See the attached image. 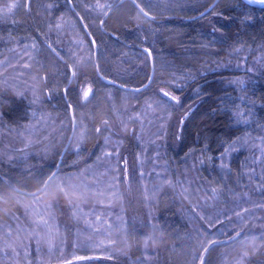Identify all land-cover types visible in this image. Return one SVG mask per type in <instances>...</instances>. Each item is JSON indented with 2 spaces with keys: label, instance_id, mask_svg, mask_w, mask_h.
<instances>
[{
  "label": "trees",
  "instance_id": "trees-1",
  "mask_svg": "<svg viewBox=\"0 0 264 264\" xmlns=\"http://www.w3.org/2000/svg\"><path fill=\"white\" fill-rule=\"evenodd\" d=\"M212 1L0 0V264H264V3Z\"/></svg>",
  "mask_w": 264,
  "mask_h": 264
},
{
  "label": "water",
  "instance_id": "water-1",
  "mask_svg": "<svg viewBox=\"0 0 264 264\" xmlns=\"http://www.w3.org/2000/svg\"><path fill=\"white\" fill-rule=\"evenodd\" d=\"M217 1H218V0H213V1L210 3V5L207 6V8H205V10H203L201 13L198 14V16L201 15V14L206 13L207 11H209V10H210V9H211V8L217 3ZM90 38H91V42H92L94 48H96L95 41L93 40L92 37H90ZM144 51L147 53V55H148V57H149L150 67H151V73H150V76H149L148 81H147L145 84H143L142 86H138V87L121 85L122 87H124V88H126V89H130V90H140V89H142L143 87H145V86L149 83V81H150V79H151V77H152V73H153V56H152V53H151V51L149 50V48L145 47V48H144ZM102 79L105 80V81L108 82V83H114V84H116V82H115L114 80H112V79H109V78H106V77H103ZM74 125H75V121L73 120V122H72V132H71V134H70V136H69V139H68L67 145H68V143H69V141H70V139H71V137H72V133H73V130H74ZM67 145H66V147H67ZM53 173H54V172H53ZM52 175H53V174H51L49 177H52ZM49 177L46 179L45 182L48 183V181H49ZM47 183H44L41 187H39L38 189H36V190H35L34 192H32V193H38V192H40V191L46 186Z\"/></svg>",
  "mask_w": 264,
  "mask_h": 264
},
{
  "label": "snow or ice",
  "instance_id": "snow-or-ice-1",
  "mask_svg": "<svg viewBox=\"0 0 264 264\" xmlns=\"http://www.w3.org/2000/svg\"><path fill=\"white\" fill-rule=\"evenodd\" d=\"M8 10L10 11L11 8H9ZM90 91H91L90 88L84 91L83 96H84L85 99L88 97ZM165 95H169V94H168V93H165ZM171 98H172L173 100L177 99V97H175V96H172ZM97 131H99V129H97ZM49 179L51 180L52 177H49ZM45 183H47V182H45ZM60 191H61V193L67 195V193L64 191L63 188H61ZM246 255H247V254H246ZM201 264H203V261H201Z\"/></svg>",
  "mask_w": 264,
  "mask_h": 264
},
{
  "label": "rangeland",
  "instance_id": "rangeland-1",
  "mask_svg": "<svg viewBox=\"0 0 264 264\" xmlns=\"http://www.w3.org/2000/svg\"><path fill=\"white\" fill-rule=\"evenodd\" d=\"M249 1H252V2H255V3H259V4L264 3V0H249ZM87 89H88V88H86L85 90H87ZM85 90H84V91H85ZM84 91H83V93H84ZM83 93H82V97L84 98Z\"/></svg>",
  "mask_w": 264,
  "mask_h": 264
},
{
  "label": "bare ground",
  "instance_id": "bare-ground-1",
  "mask_svg": "<svg viewBox=\"0 0 264 264\" xmlns=\"http://www.w3.org/2000/svg\"><path fill=\"white\" fill-rule=\"evenodd\" d=\"M150 50V49H149Z\"/></svg>",
  "mask_w": 264,
  "mask_h": 264
}]
</instances>
